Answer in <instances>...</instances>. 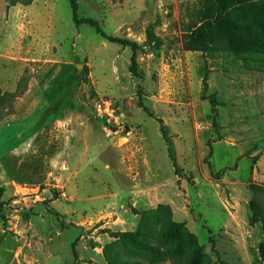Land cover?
I'll return each instance as SVG.
<instances>
[{
	"label": "rangeland",
	"instance_id": "rangeland-1",
	"mask_svg": "<svg viewBox=\"0 0 264 264\" xmlns=\"http://www.w3.org/2000/svg\"><path fill=\"white\" fill-rule=\"evenodd\" d=\"M73 2L0 0V264H264V0Z\"/></svg>",
	"mask_w": 264,
	"mask_h": 264
},
{
	"label": "crops",
	"instance_id": "crops-1",
	"mask_svg": "<svg viewBox=\"0 0 264 264\" xmlns=\"http://www.w3.org/2000/svg\"><path fill=\"white\" fill-rule=\"evenodd\" d=\"M231 143H234L231 141ZM235 144V143H234ZM237 145V144H236ZM239 158H243L245 157L244 151L241 147H239L238 149V155ZM154 160H158V157H155ZM260 162V161H259ZM252 161L250 160L249 162V166H248V172L247 174H251L250 171H253L256 169V166L254 165L253 167H251ZM213 170H220V169H213ZM240 168H238V166H235V168H232V172L234 174H237L239 172ZM237 179L242 180V178L244 177H237ZM235 179V181L237 180ZM79 184L77 181H68L67 184H65V188H67V190H78ZM68 195L70 197V201L68 202V205L66 206L67 208H64L65 211V216H67L68 218H70V216H76L77 220H74L76 222V224H84L85 223V205H84V200L83 198L76 193H70V191L68 192ZM140 200H144V198L142 196H140ZM123 205V204H120Z\"/></svg>",
	"mask_w": 264,
	"mask_h": 264
},
{
	"label": "built area",
	"instance_id": "built-area-1",
	"mask_svg": "<svg viewBox=\"0 0 264 264\" xmlns=\"http://www.w3.org/2000/svg\"><path fill=\"white\" fill-rule=\"evenodd\" d=\"M93 108L96 114L102 118L106 124H111L115 128L125 127V121L120 115L119 107L115 101L106 96H97L93 100Z\"/></svg>",
	"mask_w": 264,
	"mask_h": 264
},
{
	"label": "trees",
	"instance_id": "trees-1",
	"mask_svg": "<svg viewBox=\"0 0 264 264\" xmlns=\"http://www.w3.org/2000/svg\"><path fill=\"white\" fill-rule=\"evenodd\" d=\"M70 6H71V8H72V11H73L74 14H75V4H74L73 0H70ZM96 29H97V31H100L98 27H96ZM261 247H264V244H262Z\"/></svg>",
	"mask_w": 264,
	"mask_h": 264
}]
</instances>
